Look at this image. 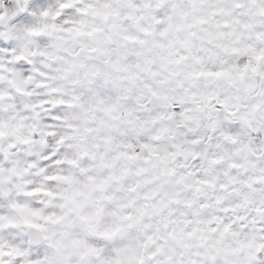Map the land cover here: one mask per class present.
Wrapping results in <instances>:
<instances>
[{
	"label": "clouds",
	"instance_id": "obj_1",
	"mask_svg": "<svg viewBox=\"0 0 264 264\" xmlns=\"http://www.w3.org/2000/svg\"><path fill=\"white\" fill-rule=\"evenodd\" d=\"M0 264H264V0H0Z\"/></svg>",
	"mask_w": 264,
	"mask_h": 264
}]
</instances>
